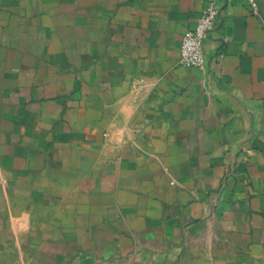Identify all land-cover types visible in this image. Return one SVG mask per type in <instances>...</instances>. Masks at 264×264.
Returning <instances> with one entry per match:
<instances>
[{
	"label": "crops",
	"instance_id": "obj_1",
	"mask_svg": "<svg viewBox=\"0 0 264 264\" xmlns=\"http://www.w3.org/2000/svg\"><path fill=\"white\" fill-rule=\"evenodd\" d=\"M0 0V264H264V0Z\"/></svg>",
	"mask_w": 264,
	"mask_h": 264
},
{
	"label": "built area",
	"instance_id": "obj_2",
	"mask_svg": "<svg viewBox=\"0 0 264 264\" xmlns=\"http://www.w3.org/2000/svg\"><path fill=\"white\" fill-rule=\"evenodd\" d=\"M206 8L202 11L194 29L187 31L180 46V61L186 68H201L205 60L204 43L220 17L219 4L223 0H204ZM254 11L255 0H244Z\"/></svg>",
	"mask_w": 264,
	"mask_h": 264
}]
</instances>
